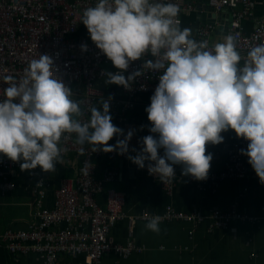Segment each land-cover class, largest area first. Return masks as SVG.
I'll return each mask as SVG.
<instances>
[{
    "label": "clouds",
    "instance_id": "9594fccd",
    "mask_svg": "<svg viewBox=\"0 0 264 264\" xmlns=\"http://www.w3.org/2000/svg\"><path fill=\"white\" fill-rule=\"evenodd\" d=\"M179 13L175 3L162 0H97L83 11L81 23L92 43L117 69L104 73L105 83L131 90L145 72L159 74L145 109L151 134L128 158L139 169L147 162L149 175L163 184L176 177L177 165L182 175L204 181L213 159L206 145L223 143L222 133L231 130L248 142L241 155L264 184V43L252 47L241 66L235 36L209 49L207 41L192 38L190 28H180ZM81 50L86 52L87 45ZM149 55L153 59H144L142 70L124 75L132 62ZM5 82L0 156L19 163L21 171L54 172L66 134H75L76 143L92 146L94 153H129L134 132L112 123L110 101L91 107L89 120L82 123L81 105L55 75L48 55L32 59L19 81L7 76ZM161 221L154 216L146 228L159 233Z\"/></svg>",
    "mask_w": 264,
    "mask_h": 264
},
{
    "label": "built area",
    "instance_id": "2783aa9c",
    "mask_svg": "<svg viewBox=\"0 0 264 264\" xmlns=\"http://www.w3.org/2000/svg\"><path fill=\"white\" fill-rule=\"evenodd\" d=\"M259 0H162L175 3L180 8L178 15L179 26L182 29L187 17L194 14L211 15L210 21H197L195 40L207 41L209 49L215 44L212 37L233 35L236 38L237 49L242 57V64L247 58L249 50L257 44L264 43V17L255 18V10ZM97 0H0V75L7 70H17L20 63H27L39 55H48L54 62L55 75L67 87L74 81H84L85 93H82L84 115L81 122H87L89 109L105 99L104 94L95 88L97 79H104L105 71L101 68L109 60L94 44H90L86 37L80 36L83 11L93 7ZM254 20L255 27L246 33V22ZM82 37L79 40H73ZM73 38V39H72ZM87 45V51L81 46ZM144 59H153L150 55L132 62L124 75L142 70ZM147 71V70H145ZM159 74L145 72L126 90L129 98L138 93L154 94L158 86ZM1 78V77H0ZM4 85L0 83V99L3 97ZM110 106L115 104L109 98ZM133 105L128 102L124 110ZM69 137V151L81 149ZM142 145V143H141ZM248 142L238 138L226 150L229 175L231 178L245 179L249 174L248 158L241 155L246 150ZM130 151V150H129ZM64 149L61 156L65 155ZM114 154H116L114 152ZM129 154V153H128ZM128 154L120 157L128 161ZM163 155V152L159 153ZM65 162L61 158L59 163ZM20 167L6 157L0 156V197H5L8 191L15 188L9 178L15 168ZM95 165L91 159H83L77 177L78 190L74 191L67 183L62 184L55 199L53 208L48 206L47 180L51 173L43 172L39 167L29 170L32 176L44 177L39 185L30 191L34 198L33 221L37 224L30 231L17 232L7 229L0 237L5 247L12 255H35L36 260L30 264H102L107 254H115L124 259L134 254H142L145 246L137 245L134 241L126 245L114 244L108 241V234L112 231L116 221L125 215L123 207L125 199H115V191L109 192L107 208L102 210L98 199H92L103 191V183L94 178ZM115 173L107 172L106 180L111 181ZM160 180V177L157 176ZM161 182V180H160ZM201 184L202 181H193ZM162 183V182H161ZM173 178L162 183L168 192L173 188ZM83 196V199L82 197ZM237 209V208H236ZM231 210L234 216L215 210L210 216L199 212H183L169 206L164 214L143 212L140 217H131L130 220L142 219L149 222L154 216H161V223L182 221L194 223L196 226L203 221L211 220L210 229H223L233 221H247L259 224L262 217L247 216ZM57 227H63L57 231ZM65 227V228H64ZM61 233V234H57Z\"/></svg>",
    "mask_w": 264,
    "mask_h": 264
},
{
    "label": "crops",
    "instance_id": "0c3cea01",
    "mask_svg": "<svg viewBox=\"0 0 264 264\" xmlns=\"http://www.w3.org/2000/svg\"><path fill=\"white\" fill-rule=\"evenodd\" d=\"M262 17H264V0H259L258 7L255 10V18ZM211 19V15L194 14L186 18L183 28H190L192 38L195 39L197 21H210ZM254 27V20L247 21L245 25L246 33L250 34ZM79 35L91 40L84 25H82ZM212 41L216 44L223 42V39L222 37H212ZM240 63L242 64V59ZM108 68L113 70L114 66L110 65ZM99 87L105 90L108 85L101 82ZM114 89L120 100L126 99L119 86H115ZM151 96H139L136 108L128 114V125L130 130L137 134V138L149 133L151 124L148 121L145 109L150 106ZM112 123L116 126L113 118ZM222 135L224 136L223 143L206 145V154L211 153L213 156L208 177L219 175L225 171L227 164L226 150L238 139L231 130L222 133ZM109 143H114V141L111 140ZM68 159L69 163L71 159L74 160L71 165L62 163L66 167L64 174H59V162L56 165V170L51 173L56 185L54 190L49 192L47 196L50 208L54 205L55 190L58 189L61 182L77 178L79 167L77 160L74 157ZM97 160L95 162L97 163L96 172L99 180L105 178L102 176L108 168H110V171L119 172L117 180L107 184L106 188L125 195V211L129 216H137L143 212L164 214L168 207L172 206L176 210L189 213L199 212L204 216H210L215 210L229 213L237 208L240 210L236 209L239 213H244L247 216L264 218V184L260 183L250 164L248 165L249 178L246 181L228 180L218 184L217 191L214 187L201 190L195 183L182 181L176 185L172 194H166L159 183H155L147 174L138 172L131 161L126 162L119 158H110L112 163L109 161L106 164H100ZM177 167L179 172L182 173V166L177 165ZM27 177L31 180L30 183L27 182L23 186L19 185L23 192H18L19 188H17V192L11 198L8 196L0 197V199H3L0 200V234L8 228L27 229L33 221L32 209L28 204L34 201L30 191L37 185V180L31 177L28 171L13 173L11 180L15 183L17 178L22 180ZM98 200L102 206L107 201L105 195L98 197ZM229 214L232 217L234 216L232 213ZM211 223V220H206L198 226L182 221L160 223L159 233H154L146 228L147 223L138 222L134 227L133 235H131L129 221H120L113 229L112 239L122 244L134 241L138 245H146L148 250L128 260L109 255L103 263L264 264V221L259 224H252L247 221L235 220L229 228L226 227V230L215 229L213 232L209 231ZM5 252L9 255L6 264H30L36 260L35 255L17 256L12 255L7 250Z\"/></svg>",
    "mask_w": 264,
    "mask_h": 264
},
{
    "label": "bare ground",
    "instance_id": "6f19581e",
    "mask_svg": "<svg viewBox=\"0 0 264 264\" xmlns=\"http://www.w3.org/2000/svg\"><path fill=\"white\" fill-rule=\"evenodd\" d=\"M80 38H82V37H76L75 39H73V38H72V39L77 41V40H79ZM86 39H87V38H86ZM222 39H223V37H222ZM87 41H88L90 44H93L91 40L87 39ZM211 42L213 43L212 40H211ZM213 44H215V43H213ZM29 62H30V61H28L27 63H20V64L18 65L17 70H15V71H14V70H11V71L7 70V72H5L3 75H0V77H1V78H0V83H1V85H4L3 90L8 86V84L5 82V77H7V76H12V77H14L17 81H19V80L24 76L25 69L27 68ZM110 65H112V63L109 61L108 63H104V64L101 66V68H102L105 72H113V73L116 72L117 69L114 68L113 70H110V69L108 68V66H110ZM105 80H106V77H105L104 79H97V80L94 82L95 88L98 89L99 91H101V92L104 94V97H105L104 100H108L109 98H111V99L113 98V99H114L115 104H114L113 106H110V115H111V117L115 120V122H116V126L119 127V128H121V129H123V130L125 131V133H127V131L130 130V127H129V125H128V114H129L132 110H134V109L136 108V106H137V104H138L139 96H141V95H152V94H149V93H138L134 98H129V95L126 93V91L124 90V88H122V87L119 86V87L121 88L122 92L124 93L125 97H126L125 100H120V99L117 97V95H116V90L114 89V87H115L116 85H109V84H107L108 87H107V89H105V90H104V89H101V88L99 87V83H101V82L103 83V82H105ZM69 88H70V90H71V92H72V94H73V97H72V98H73L74 100H76L77 102L80 103V105H81V109H82V111H83V106H82L81 103H82V100H83V98H82V93H85L84 91H85V88H86L84 81H83V80H82V81H79V82L74 81L73 83H71V84L69 85ZM2 92H3V91H2ZM3 98H4V92H3V97H2V99H3ZM104 100L97 102L96 105H95V107L100 108V107L102 106V104L104 103ZM128 102H131L133 106H132L131 108L127 109V110H124L125 105H126ZM80 118H81V117H78V119H80ZM89 118H90V115L88 116V120H89ZM137 130H138V129H137ZM138 131H140V130H138ZM133 132H134V131H133ZM150 134H151V133L149 132V133L144 134L141 138H137V134L134 132V135H133V137H132V139H131V141H130V144H129V149H130V151H129L128 156H134V155H136V154L141 150V147H142L141 143H142V139H143V137H145V136H147V135H150ZM66 135H67V138H63V137H62V140H61V142H60V146H61V148H63V149H67V152H66L65 155L61 156V158L68 159V158H70V157H74V158L79 162V164H78V165H79V167H78V173H79V169H80L81 161H82L83 159H86V158L91 159L92 162H93V164L95 165L94 178H95L97 181L103 183V191H102L101 193H99V194L94 195V196L92 197V199H98V197H100L101 195H105V196H106V199H109V197H110L109 192L112 191L113 189H107V188H106V185L115 182V181L117 180L118 176H119V172H117V171H115V170H112V172L115 173V175H114V177H113V179H112L111 181H107V180H106V179H107L106 177H105L103 180H99V179L97 178V172H96V169H97V163L95 162V161H96L95 159H100V158H101V159H104V158L117 159V158H119V159H122V160H124V159L121 158L120 155L114 154V152H113V153H109V154H105V153H103L102 151H97V152L94 153L93 151H91V147H92V146L87 145V144L81 146V145L77 144V143H76V137H75V134H72V140H73V142L76 143L78 146L83 147L84 151H83V153H81V149H78V151H69V137H68V134H66ZM116 139H117V138L114 137L112 141H114V143H115V142H116ZM121 139H122V137H121ZM114 143H109V144H110V145H113ZM124 161H125V160H124ZM129 161H130V160H129V158H128V161H126V162H129ZM134 166H135V169H136L138 172L147 174V175H148V176H149V177H150L155 183H159V184L162 186V188H163V190H164V192H165L166 194H172L173 191H174V189H175V187H176V185H177L178 183L182 182V181H188V182H190V183H194V182H193V181H194L193 178H191L190 176H184V175H182V173L179 172L178 167L175 166V167H174V171H175V176H176V177L173 178V183H172L173 188H172L171 192H168V191L165 189L164 185L160 182V180H159L158 178H156V177L153 176V175H149V173H148V171H147V162H146V166H145L144 169H139L135 164H134ZM228 166H229V164L227 163V164H226V169H225V171H224L223 173H221V174H219V175H212V176H209L206 180L202 181L201 184H197L198 188L201 189V190H203V189H207V188H210V187H214V189L217 191V186H218V184H220V183L226 182V181H228V180H233V181H246V180L249 178V174H248V176H247L245 179H237V180H235V179L231 178L230 175H229V168H228ZM17 171H18V172L21 171L20 167L15 168V169L12 171V173H11V175H10L9 178L11 179L12 174H13V173H17ZM28 172H29V171H28ZM78 173H77V177H78ZM29 175H30V174H29ZM30 176L33 177V178H35V179L37 180V185H39L40 180H41L42 178H44V177H41V176H32V175H30ZM11 181H12V180H11ZM55 183H56L55 179L50 175V176H49V179L47 180V186H48V187H47V196H48L49 192H51V191L54 190V187H55V185H56ZM65 183H67L68 185H70V188L73 189L74 191H77V190H78L77 178H76L75 180H63V181L61 182L60 186L58 187V189L55 190V199H57V195H58V193L60 192V187L62 186V184H65ZM12 184H14L15 188H14L13 190L8 191V192H14V191H16V189H17L16 184H15L13 181H12ZM37 185H36V186H37ZM36 186H35V187H36ZM35 187H34V188H35ZM113 191H115V195L113 196L115 199H125V204H124V207H123V212H124V215H125V216H124L122 219L116 221L115 225H114L113 228H112V231L108 234V241H109V242H113L114 244H116L117 242H115V241L112 239L111 234H112V232H113V229L116 227V225H117L120 221H123V220H128V221H129V224H130V230H131V235H133V233H134V227H135V225H136L138 222H140V223H148V222H147V221H144V220H142V219H140V218L131 221V220H130L131 217H140L143 213L140 214V215H137V216H129V215L126 213V211H125V206H126V198H125V195H124L123 193H121V192L116 191V190H113ZM216 191H215V192H216ZM246 191H247V190H246ZM215 192H214V193H215ZM6 196H7V194L5 195V197H6ZM81 197H82V199H83V196H81ZM54 205H55V202H54ZM54 205H53V207H54ZM99 206L101 207L102 210L104 209V211H105V209L107 208V201H106V204L103 205V206L99 203ZM53 207H52V208H53ZM147 213H149V212H147ZM170 222H172V221H170ZM203 222H205V221H203ZM203 222H202V223H203ZM187 223H188V222H187ZM193 224H194V223H193ZM214 230H215V229H213V230L210 229L209 231H210V232H213ZM129 242H130V241H129ZM118 244L126 245L127 243H126V244L118 243ZM137 245H138V244H137ZM140 246H145V247H146V251L148 250V247H147L146 245H140ZM109 255H114V256H116L115 254H110V253L107 254V255L103 258V260H102V264H104V263H103L104 259H105L107 256H109ZM135 255H141V254H134V255H132L130 258L134 257ZM116 257H119V256H116ZM119 258H121V257H119ZM130 258H128V259H130ZM121 259H123V260H128V259H124V258H121Z\"/></svg>",
    "mask_w": 264,
    "mask_h": 264
},
{
    "label": "trees",
    "instance_id": "16d2710c",
    "mask_svg": "<svg viewBox=\"0 0 264 264\" xmlns=\"http://www.w3.org/2000/svg\"><path fill=\"white\" fill-rule=\"evenodd\" d=\"M74 159H71L70 161H73ZM95 160H97V159H95ZM66 161V160H65ZM111 162V160H110V158L109 159H98L97 160V162L98 163H104V164H106L107 162ZM112 163V162H111ZM58 170H59V174L60 173H62V174H64V170H66V167L65 166H63V164L62 163H60V164H58ZM110 171V168H108L107 170H106V172L103 174V176L102 177H105L106 176V174H107V172H109ZM30 179L27 177L26 179H20V178H17L16 179V181H15V183H16V185H17V188H19V185L20 186H23L25 183H27V182H29L30 183ZM18 192H23V190L21 189V188H19L18 190H17ZM17 191H15V192H7V196L8 197H12V195H14ZM0 200H3V199H0ZM33 204H34V201L32 202V203H29L28 205H30V207H31V209H32V212H33ZM240 211V210H239ZM32 219H33V217H32ZM250 223V222H249ZM228 228H229V226H228ZM228 228H227V230H228ZM224 230H226V228H223ZM7 230V229H6ZM5 230V231H6ZM5 231L2 233V234H0V237L5 233ZM7 250V248L5 247V244L1 241V238H0V264H6V262H7V259H8V254L5 252V251ZM8 251V250H7ZM9 252V251H8Z\"/></svg>",
    "mask_w": 264,
    "mask_h": 264
},
{
    "label": "rangeland",
    "instance_id": "374dc122",
    "mask_svg": "<svg viewBox=\"0 0 264 264\" xmlns=\"http://www.w3.org/2000/svg\"><path fill=\"white\" fill-rule=\"evenodd\" d=\"M64 163V165H71V163H72V161H70V163H69V159H67L65 162H63ZM77 163L79 164V162L77 161ZM77 164V165H78ZM63 165V166H64ZM32 216H34V214H32ZM37 224V222H36V220H34V221H32L30 224H29V226H28V228L27 229H20V230H18V229H11V228H8V229H11V230H13V231H17V232H25V231H30L31 229H32V227L33 226H35ZM65 228V227H64ZM62 229H63V227H57V231H62ZM57 234H61V233H57Z\"/></svg>",
    "mask_w": 264,
    "mask_h": 264
}]
</instances>
